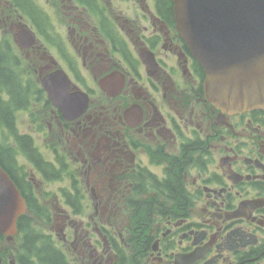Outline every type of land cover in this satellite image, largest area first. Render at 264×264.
<instances>
[{
    "label": "flooded vegetation",
    "instance_id": "af4514ba",
    "mask_svg": "<svg viewBox=\"0 0 264 264\" xmlns=\"http://www.w3.org/2000/svg\"><path fill=\"white\" fill-rule=\"evenodd\" d=\"M0 51L60 93L33 102L43 148L32 126L0 148L46 219L0 234V264H264V110L207 101L172 0H0Z\"/></svg>",
    "mask_w": 264,
    "mask_h": 264
},
{
    "label": "water",
    "instance_id": "95a60500",
    "mask_svg": "<svg viewBox=\"0 0 264 264\" xmlns=\"http://www.w3.org/2000/svg\"><path fill=\"white\" fill-rule=\"evenodd\" d=\"M173 4L176 28L205 73L207 99L225 112L264 109V0ZM24 212L18 191L0 169V233H13Z\"/></svg>",
    "mask_w": 264,
    "mask_h": 264
},
{
    "label": "trees",
    "instance_id": "16d2710c",
    "mask_svg": "<svg viewBox=\"0 0 264 264\" xmlns=\"http://www.w3.org/2000/svg\"><path fill=\"white\" fill-rule=\"evenodd\" d=\"M3 57L4 54L0 51V92L5 89L10 95V101L4 102L0 97V124L4 123L7 127H11L13 123V116L10 106L14 105L15 107H22L27 104V101L25 94L22 93V90L18 87V83L15 81V78L11 76V73L9 74L6 68H4L7 66V63L6 61H3ZM21 140L22 142L30 144V140L28 138L22 137ZM4 153H7V151H4ZM32 237L35 238V236ZM37 257L41 258L38 254Z\"/></svg>",
    "mask_w": 264,
    "mask_h": 264
},
{
    "label": "rangeland",
    "instance_id": "374dc122",
    "mask_svg": "<svg viewBox=\"0 0 264 264\" xmlns=\"http://www.w3.org/2000/svg\"><path fill=\"white\" fill-rule=\"evenodd\" d=\"M15 120H16L17 129L19 131L27 130V128L30 126L29 124L32 123L31 118L28 116L27 113H24V112H16L15 113ZM28 131H30V130H28ZM39 133H41V132H39ZM4 136H6L4 134V131H0V140L3 141ZM33 136H34L35 140H37L38 145L43 144V133L38 134V135L33 133ZM36 224L41 225L38 220L36 221Z\"/></svg>",
    "mask_w": 264,
    "mask_h": 264
}]
</instances>
